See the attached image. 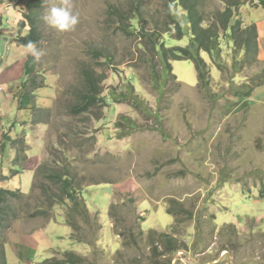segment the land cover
<instances>
[{
  "label": "rangeland",
  "instance_id": "1",
  "mask_svg": "<svg viewBox=\"0 0 264 264\" xmlns=\"http://www.w3.org/2000/svg\"><path fill=\"white\" fill-rule=\"evenodd\" d=\"M169 1L173 0H74L80 21L74 31L63 33L42 20L46 9L59 0H42L34 9L38 48L46 55L29 63L26 78L20 81L28 87L19 95H10L7 88L0 87V96L8 99L0 100V144L5 140L1 134L11 132L13 140L26 148L27 160L14 175L10 167L15 155L11 142H6L0 152V188L31 195L32 168L65 161L63 156L59 159L48 154L52 146L70 150L68 162L80 178L118 183L87 186L76 181L91 213L99 215L101 229L91 236V240L98 239L96 247L82 239L71 242V229L60 206L52 211V219L32 218V200L26 206V216L19 214L5 233L7 264H44L52 254L63 261L69 251L92 264H264V85L253 84L257 88L250 96L237 92L246 82L252 83L251 78L264 82V49L261 54L258 51L259 62L235 81L231 80L235 71L220 72L212 57L202 53L211 70V96L198 92L197 70L191 61L172 63L173 75L182 85L179 91L171 80L163 92L160 86L156 92L151 76L147 81L140 77L138 34L126 36L118 30L117 21L119 15H131L138 7L150 28V21L167 17ZM263 2L199 0L209 23L214 13L235 7L232 11L241 27L254 25L261 31L264 45ZM26 3L0 0V57L4 36H26L33 29ZM260 39L258 33V45ZM190 40L188 35L182 41L169 40L168 45L186 47ZM223 43L224 61L231 68L243 56H235L234 43ZM3 61L0 67L11 64L8 57ZM88 68L107 74L102 94L105 117L99 122L75 121L65 111L70 92L82 85V70ZM44 79L46 86L35 90L31 81L43 85ZM130 84L134 95L152 111L151 116L131 106ZM113 92L125 94L118 96L122 102L114 101ZM32 107L51 112L44 116L45 124L33 122ZM122 115L130 117L136 128L124 126L120 134L116 124ZM58 142L67 145L60 148ZM2 176L6 179L1 181ZM112 204L121 206L124 226L140 224L143 236L136 227L134 238L123 236L125 227L115 228L109 215ZM170 207L177 210V216L168 214ZM159 234L172 236L181 249L165 256V239L163 244L157 243Z\"/></svg>",
  "mask_w": 264,
  "mask_h": 264
},
{
  "label": "trees",
  "instance_id": "2",
  "mask_svg": "<svg viewBox=\"0 0 264 264\" xmlns=\"http://www.w3.org/2000/svg\"><path fill=\"white\" fill-rule=\"evenodd\" d=\"M24 1L26 3V0ZM41 1L27 0L25 9L27 8L30 15L28 13L26 15L28 16V21L30 20V27L33 29L29 31L28 35L22 36L21 34L16 38L19 46H25L29 41L35 42L37 47L39 45L40 37H38L37 31L34 28L37 15L34 9L38 8ZM168 5L167 17H164L163 21H150V28L144 24L138 7L134 9L135 11L131 14L132 16L121 14L117 21L118 30L126 36L138 34L141 40L139 43L141 59L139 60L140 64H138V69L142 72L140 77L144 81H147V76H151L153 88L156 92L160 91L159 86L163 92L171 80L177 84V90L179 91L182 85L178 83L177 77L173 75L172 63L175 61H191L197 70L198 92L205 96H211L213 92L211 70L202 58V53H206L212 57L214 60L213 64L220 72L225 73L226 70L235 71V76L233 74L231 77V80L234 81L242 75L243 71H246L250 66L259 62L258 30L254 25L252 27H241L243 25L242 22L236 20L234 12L232 11V8L235 7H227L224 11L214 13L213 21L209 23L208 21L210 20H206L205 13L200 8L199 0H173L169 1ZM172 6L175 7L172 8ZM179 9H183L184 12L178 13ZM21 12L24 14L23 8ZM188 35H191L188 46L171 47L168 45L169 40L182 41ZM224 40H228L232 44L234 43V54L236 57L238 55L243 56V59L236 61L234 63L235 65L233 64L231 68L224 61L225 44H222ZM143 54L146 56L144 58L147 59H143ZM104 59L109 58L108 56H104ZM156 60H158V64ZM158 66L161 67L159 71H157L158 68L156 69ZM106 79V73H97L95 69L90 68L83 69L82 85L72 89L70 92L71 99L65 105L67 116L75 121H78L80 118L94 122L101 121L105 117L103 108L106 106V99L102 94L103 84ZM251 79L252 83L246 82L240 88L241 91L237 92H244V96H250L257 88L253 84L264 85L263 80H258L255 77ZM31 84L35 90L42 89L46 86L45 79L43 80V85L33 80ZM130 85L129 93L134 100L131 106H135L142 110L144 114L148 113L151 116L152 111L144 105L139 96L134 95L135 88L132 84ZM248 85H252V87ZM111 94L115 102H122L123 99H118V96H125V94L117 95L115 92ZM31 110H33L32 115L35 124L44 123V116L49 117L51 113L48 110L40 108L32 107ZM124 126L133 130L136 128V123L130 117L122 115L118 119L116 130L121 134ZM76 132L74 131V133ZM74 138L76 137L74 136ZM8 141L11 142L17 152L12 168L13 174L16 175L20 173L17 169L19 165L25 163L27 160L26 148L18 144L15 140L11 139ZM65 145H67L65 142H58L59 147ZM69 151L66 147H62L59 150L58 147L52 146L48 149V154L52 157L59 159L61 156L65 157V161H62L64 164L59 160V162L52 166L49 164L38 165L34 171L35 179L33 193L31 195H25L19 189L11 191L0 188V264H7L5 233L10 229V223L12 224L13 221L17 220L19 214L23 215L26 212V206L32 200L35 201V209L30 214L32 218L52 219V211L60 206L64 210L66 225L71 229V242L74 244L82 239L90 247L97 246L98 239L91 240V236L101 229L99 215L91 213L83 196L77 191L75 184L79 179L87 186L102 184L114 185L118 182L113 180L87 181L84 177L80 178L73 164L68 162L67 155ZM95 151V144H92L90 152L93 153ZM109 156L113 158L115 163L119 162V159H116V157L110 154ZM172 207L176 209L180 208L175 205ZM120 209L121 206L118 204H112L110 208V220L115 228L119 227L121 229V226L123 228L125 227L123 236L130 234L129 238H134L136 227L139 230L138 235L143 236L140 224L134 223L133 227L124 226L119 213ZM176 209L170 207L168 214L174 217L177 216ZM24 216H26V213ZM153 234V236H156V233ZM157 236H159L157 243H162V240L165 239V256L181 249L178 241L172 236L165 234H159ZM65 257V260L61 261L57 259L55 254H52L50 258L45 260L44 264H92L88 259H84L72 251L66 252Z\"/></svg>",
  "mask_w": 264,
  "mask_h": 264
},
{
  "label": "crops",
  "instance_id": "3",
  "mask_svg": "<svg viewBox=\"0 0 264 264\" xmlns=\"http://www.w3.org/2000/svg\"><path fill=\"white\" fill-rule=\"evenodd\" d=\"M23 1L24 0H20L21 4ZM258 33H259V39H260V37H262V33L260 30L258 31ZM17 37H18V35H16V34L12 35V36L8 35V36L3 37L4 42L2 44L4 47V52H3L2 56L0 57V64L5 61V60L3 61V58L8 57V59L11 61V64L6 66L5 68L2 66L0 67V71H3L0 74V87L7 88L9 91L8 94L13 95V96H15V94L19 95V91H21L22 89L26 90V85H20V84H21V82H24V80L26 78V72L28 73V69H30L31 64H29V63H32L35 61L31 55L26 54L25 46H19L18 45V43L16 42ZM0 45H1V41H0ZM262 49H264V45L261 43V39H260V41H259V53L260 54L262 53ZM33 67H34V65L32 64V68ZM12 68H13V70L11 72H9ZM2 79H3L2 83H4L5 85L1 83ZM0 91H3V90L0 88ZM0 100L4 101V100H8V99H7V97H6V99H5V97L4 98L1 97ZM10 133L11 132L4 131L1 134V138H3L2 136L5 135V140L3 141V143L0 144V146H1L0 152L3 151V147L6 145V142H9L8 140H11V139L13 140V137L11 136L12 133L11 134ZM12 151L14 152L15 157H14L13 161L11 162V167H10L11 170L13 168V163H14V160H15L16 155H17L16 149H14V147H13ZM36 167L34 166L32 168L33 172L35 171ZM5 177L6 176H2L1 181Z\"/></svg>",
  "mask_w": 264,
  "mask_h": 264
},
{
  "label": "clouds",
  "instance_id": "4",
  "mask_svg": "<svg viewBox=\"0 0 264 264\" xmlns=\"http://www.w3.org/2000/svg\"><path fill=\"white\" fill-rule=\"evenodd\" d=\"M42 20L48 27L63 33L75 30L79 24L80 15L75 11L74 0H59L58 3L54 2L46 9ZM25 49L26 54L31 55L37 62L46 55V52L32 41L25 45Z\"/></svg>",
  "mask_w": 264,
  "mask_h": 264
}]
</instances>
